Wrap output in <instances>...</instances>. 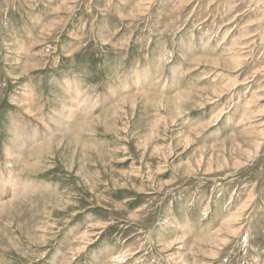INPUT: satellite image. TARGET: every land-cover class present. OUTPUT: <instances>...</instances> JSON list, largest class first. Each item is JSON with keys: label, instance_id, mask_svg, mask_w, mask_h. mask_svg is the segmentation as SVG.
Wrapping results in <instances>:
<instances>
[{"label": "rangeland", "instance_id": "374dc122", "mask_svg": "<svg viewBox=\"0 0 264 264\" xmlns=\"http://www.w3.org/2000/svg\"><path fill=\"white\" fill-rule=\"evenodd\" d=\"M0 193V264H264V0H0Z\"/></svg>", "mask_w": 264, "mask_h": 264}, {"label": "bare ground", "instance_id": "6f19581e", "mask_svg": "<svg viewBox=\"0 0 264 264\" xmlns=\"http://www.w3.org/2000/svg\"><path fill=\"white\" fill-rule=\"evenodd\" d=\"M80 92H81V91H80ZM81 102H82V101H81ZM81 102H78V104L76 103V104L72 105L71 108H68V109H70V110H69V113H68V116H69V117L76 118V117L80 116L79 113H80V111H84V109H83L84 107H83V108H82V107H80V108L77 107V111L80 110L81 108L83 109V110L81 109L78 113H77L76 109H74V108H76V107H75L76 105L81 106V105H80ZM85 112H86V110H85ZM35 138H36V137H35ZM33 139H34V138H33ZM36 140H37V139H36ZM35 144H36V143H35ZM36 147H37V146H36ZM33 148H34V147H33ZM34 149H35V148H34ZM38 149H39V148L35 149L34 153H37ZM40 149H41V148H40ZM7 173H8V172H7ZM12 179L16 182V179H15L14 177H13ZM13 180H10L11 183L13 182ZM15 182L12 184L13 186H15V185H14ZM19 186H20V188L23 189V186H24V185H21V184H20ZM26 187H27V185H26ZM8 188H9V187H8ZM24 188H25V187H24ZM6 189H7V188H6ZM11 189H12V188H11ZM8 190H9V189H8ZM24 190H25V189H24ZM19 191L21 192L22 190H19ZM27 191H28V190H27ZM13 192H14V194H16V195H17V193H20V192H18V191H16V190H15V191H12V193H13ZM3 194H4V193H3ZM5 194H6V193H5ZM0 195H1V193H0ZM1 197H2V196H0V198H1ZM5 204H6V203H4V204H0V208L4 210V206H5ZM6 211H7V210H6ZM114 258H116V257H114Z\"/></svg>", "mask_w": 264, "mask_h": 264}]
</instances>
